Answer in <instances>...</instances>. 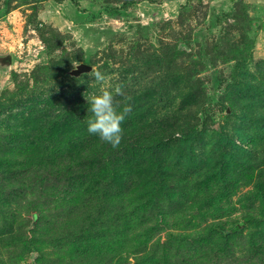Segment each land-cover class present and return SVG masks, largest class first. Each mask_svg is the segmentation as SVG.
<instances>
[{
    "label": "rangeland",
    "instance_id": "obj_1",
    "mask_svg": "<svg viewBox=\"0 0 264 264\" xmlns=\"http://www.w3.org/2000/svg\"><path fill=\"white\" fill-rule=\"evenodd\" d=\"M7 54L0 264H264V0H0Z\"/></svg>",
    "mask_w": 264,
    "mask_h": 264
},
{
    "label": "clouds",
    "instance_id": "obj_2",
    "mask_svg": "<svg viewBox=\"0 0 264 264\" xmlns=\"http://www.w3.org/2000/svg\"><path fill=\"white\" fill-rule=\"evenodd\" d=\"M89 76L96 82L106 84V76L96 68L92 67ZM120 95H123V86L118 84L112 90L105 87L100 94L88 98L92 118L88 120L87 130L113 148H117L123 139L122 123L131 111L130 104H125L122 110H118L116 96Z\"/></svg>",
    "mask_w": 264,
    "mask_h": 264
},
{
    "label": "water",
    "instance_id": "obj_3",
    "mask_svg": "<svg viewBox=\"0 0 264 264\" xmlns=\"http://www.w3.org/2000/svg\"><path fill=\"white\" fill-rule=\"evenodd\" d=\"M12 64V57L10 54H7L5 56H0V65L2 67H10ZM92 66L87 65L85 63H80L76 65L72 70L69 71V75L72 77H79L83 74H87L91 72ZM229 112V110H227Z\"/></svg>",
    "mask_w": 264,
    "mask_h": 264
},
{
    "label": "trees",
    "instance_id": "obj_4",
    "mask_svg": "<svg viewBox=\"0 0 264 264\" xmlns=\"http://www.w3.org/2000/svg\"><path fill=\"white\" fill-rule=\"evenodd\" d=\"M239 229H241V226H234L230 231H238Z\"/></svg>",
    "mask_w": 264,
    "mask_h": 264
}]
</instances>
